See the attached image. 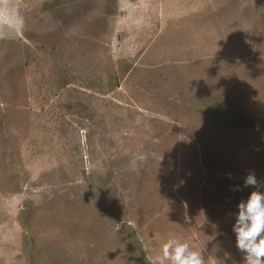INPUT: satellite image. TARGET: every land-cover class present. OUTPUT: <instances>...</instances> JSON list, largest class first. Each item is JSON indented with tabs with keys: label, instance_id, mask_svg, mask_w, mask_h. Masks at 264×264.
Listing matches in <instances>:
<instances>
[{
	"label": "rangeland",
	"instance_id": "rangeland-1",
	"mask_svg": "<svg viewBox=\"0 0 264 264\" xmlns=\"http://www.w3.org/2000/svg\"><path fill=\"white\" fill-rule=\"evenodd\" d=\"M249 173L264 0H0V264H243Z\"/></svg>",
	"mask_w": 264,
	"mask_h": 264
},
{
	"label": "clouds",
	"instance_id": "clouds-1",
	"mask_svg": "<svg viewBox=\"0 0 264 264\" xmlns=\"http://www.w3.org/2000/svg\"><path fill=\"white\" fill-rule=\"evenodd\" d=\"M2 22L8 29H13L19 19L14 10L5 7ZM145 159V154L137 153L134 162H143ZM243 185L252 186L256 190L251 191L248 198L237 205L238 211L232 225L236 248L243 254V264H264V191L259 190L264 184L254 173H249ZM162 255L169 264H203L201 253L176 237H170L162 245Z\"/></svg>",
	"mask_w": 264,
	"mask_h": 264
}]
</instances>
